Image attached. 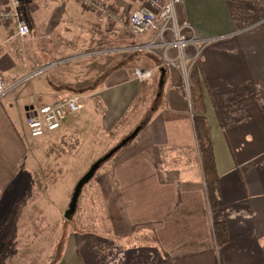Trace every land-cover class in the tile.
Returning a JSON list of instances; mask_svg holds the SVG:
<instances>
[{"label":"crops","instance_id":"1","mask_svg":"<svg viewBox=\"0 0 264 264\" xmlns=\"http://www.w3.org/2000/svg\"><path fill=\"white\" fill-rule=\"evenodd\" d=\"M178 15L200 37L213 39L199 68L219 208H210L195 112L176 71L163 74L161 68L147 81L126 67L110 70L104 83L100 75L76 85L59 75L40 80L30 87L43 104L94 93L103 110L100 125L90 128L94 135L126 138L141 127L90 181L87 199L97 222L67 231L56 264H264V0H184ZM29 26L32 36L22 41L16 23L0 24L6 81L24 77L53 54L41 35L45 24L31 19ZM16 89L0 99V264H54L53 217L47 202L38 207L35 201L39 142L31 140L39 138L29 135L26 123L38 107ZM76 119L69 116L56 135L44 137L61 136L78 126ZM215 225L227 229L223 247Z\"/></svg>","mask_w":264,"mask_h":264},{"label":"rangeland","instance_id":"2","mask_svg":"<svg viewBox=\"0 0 264 264\" xmlns=\"http://www.w3.org/2000/svg\"><path fill=\"white\" fill-rule=\"evenodd\" d=\"M48 1L45 3L44 0H22L24 18L28 23L31 19H35L45 24L41 30V35L46 37L43 41L54 48L53 54L47 61L38 63V67L31 69L50 66L46 74L26 82L19 86L18 90L16 89L17 93L25 90L26 94L31 96L35 102L36 107H39L40 104L45 105L43 104L44 99L33 93L30 85L40 80L54 81L58 75L67 79L73 77L72 82H70L72 85L80 84L83 77L92 81L99 75L101 82L104 83V77L109 74L110 70L126 67L128 70H132L133 75L136 76L137 70L152 67V69L147 70H154L156 79L158 78L159 70L164 67L154 55L118 51L110 54H91L126 48L134 43H141L149 39L148 36L138 37L130 34L126 28L125 18H128L135 8H139L138 3L133 0H122L125 4L121 5L117 1L112 2L114 7L123 14L124 23L110 24L107 21H101L93 13L84 12L80 5L72 0ZM48 6L49 15L45 16V9ZM46 21H49V24ZM16 42L19 44L18 40ZM28 50L29 47L26 51ZM199 62L200 60L193 66V69L199 65ZM71 90H75V88H71ZM93 94V92L79 94L82 99V111L71 116L77 118L75 120L78 123L77 127L70 130L65 129L64 133L57 137H55L56 132L55 135L51 134L47 138L39 139H32L26 135L29 140L39 142V150L37 149L39 153L35 167V181L38 183V191L35 201L38 203V207H41L43 202H47V208H50L48 215L53 217L54 264L59 259L67 231L95 226L97 222L98 214L93 216L89 209L92 201L87 199V194L90 193L88 186L92 182H89L82 190L73 217L66 218L65 214L69 209L78 182L97 159L113 147L121 144L125 139L123 136L117 138L115 135L111 136L103 132H96L94 135L93 130H90L96 124L100 125L103 114V110L97 106L99 99L91 98ZM39 99L42 100V103H37ZM159 103V101L155 102L154 108H158ZM146 118L142 119L143 121L141 118L139 119L143 122L142 126L145 125ZM70 132L75 134L69 135ZM107 162L98 170L99 172L105 168ZM46 193L47 196L44 197ZM38 225L40 229L42 223L39 222ZM49 230L50 228H48Z\"/></svg>","mask_w":264,"mask_h":264},{"label":"built area","instance_id":"3","mask_svg":"<svg viewBox=\"0 0 264 264\" xmlns=\"http://www.w3.org/2000/svg\"><path fill=\"white\" fill-rule=\"evenodd\" d=\"M84 10L95 14L101 21L110 24L124 23L123 14L112 4L113 0H72ZM138 3L126 18L128 33L138 37L148 36L147 41L134 43L126 48L93 52L92 55L114 52L146 53L154 55L162 67L174 70L181 80L188 99H191V72L200 60L203 50L212 42L211 38L200 37L193 25L179 18L178 6L184 0H133ZM0 24L16 23L18 36L25 41L31 35L29 23L22 14V0H0ZM50 66L40 67L27 72L16 81H6L0 76V99L19 86L32 79L43 76ZM154 70L139 69L136 78L147 81L154 75ZM82 110L79 95L66 96L53 104L34 108L27 118L29 135L41 138L58 131L63 122Z\"/></svg>","mask_w":264,"mask_h":264},{"label":"trees","instance_id":"4","mask_svg":"<svg viewBox=\"0 0 264 264\" xmlns=\"http://www.w3.org/2000/svg\"><path fill=\"white\" fill-rule=\"evenodd\" d=\"M191 106L192 110L195 112V114L193 115L194 128L203 166V176L206 182L207 196L211 210H215L219 208L221 194L218 184V176L216 174L215 159L209 135V128L205 117H203L202 115V74L199 65L193 69L191 77ZM112 149H110L108 152H110ZM108 152H106L105 154H107ZM214 232L218 246L223 247L228 243L229 237L226 227H224L223 225H215Z\"/></svg>","mask_w":264,"mask_h":264},{"label":"water","instance_id":"5","mask_svg":"<svg viewBox=\"0 0 264 264\" xmlns=\"http://www.w3.org/2000/svg\"><path fill=\"white\" fill-rule=\"evenodd\" d=\"M162 73L165 74L166 69L162 68L161 69ZM141 130V127H138L133 134H131L129 137H126L121 144L117 145L114 147L110 152L105 154L102 158L97 160L88 170V172L80 179L78 182L76 189L74 191V195L72 197L70 206L68 211H66V218L70 219L73 217V215L76 212V209L78 207L79 203V197L81 195L82 190L84 187L94 178L95 174L98 172V170L105 164L107 161H109L111 158H113L117 152H119L123 147L128 145L139 133Z\"/></svg>","mask_w":264,"mask_h":264}]
</instances>
